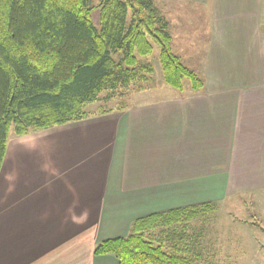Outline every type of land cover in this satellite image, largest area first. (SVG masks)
Returning <instances> with one entry per match:
<instances>
[{"label":"crops","instance_id":"0c3cea01","mask_svg":"<svg viewBox=\"0 0 264 264\" xmlns=\"http://www.w3.org/2000/svg\"><path fill=\"white\" fill-rule=\"evenodd\" d=\"M229 1L235 14L230 21L245 27L230 32L214 19L211 45L219 54L240 53L235 70L237 61L246 62L239 80L245 93L236 94L245 110L234 112L226 138L207 128L204 135V127L216 125L220 96L227 95L224 83L204 92L207 82L191 95L149 98L136 92L132 105L16 135L0 172V264H119L113 254H95L96 245L128 235L139 217L216 203L231 181H250L247 165L260 164L254 151L264 150V30L258 26L264 0ZM233 32L242 35L230 37V50L224 35ZM243 40L247 45L240 50ZM229 150L226 160L222 151ZM222 163L233 170L221 171Z\"/></svg>","mask_w":264,"mask_h":264},{"label":"trees","instance_id":"16d2710c","mask_svg":"<svg viewBox=\"0 0 264 264\" xmlns=\"http://www.w3.org/2000/svg\"><path fill=\"white\" fill-rule=\"evenodd\" d=\"M169 28L153 0H0V172L12 132L86 118L102 92L110 100L152 72L139 57L152 54L154 43L168 85L182 90L188 78L202 87L173 51ZM215 207L203 202L139 217L128 235L99 242L94 253L113 254L119 264H198L183 241L189 223ZM164 241H173L171 249Z\"/></svg>","mask_w":264,"mask_h":264},{"label":"rangeland","instance_id":"374dc122","mask_svg":"<svg viewBox=\"0 0 264 264\" xmlns=\"http://www.w3.org/2000/svg\"><path fill=\"white\" fill-rule=\"evenodd\" d=\"M153 1L159 14L170 22L169 30L173 37V51L182 58L186 65L199 74L205 83L204 86L207 82L204 92L213 88L214 83L220 84L219 87L223 83L226 84L223 88L227 95L220 96L221 107L216 108V125L204 127V135H206L207 128L208 133L212 135L217 133L218 135L221 132V137L226 138L224 137L226 136L225 132L232 130L229 126L234 123L232 120L234 112L237 114L239 110H245V106L237 102L238 96L236 94L245 93L244 82L239 80L240 78L243 80L246 62L237 61V68L241 69L236 68L235 70V59L240 60L241 57L239 52L233 51L232 54H219L216 53L217 48H215L214 52L212 50L213 45H211L213 41L211 30L214 25V19L217 22L218 20H223L224 28L230 32L234 26H238L241 32L245 27V22L240 20H237V22L230 21L234 19L231 16L235 14L229 0H218V2H215V0ZM219 1L221 4H219ZM94 21L98 24L96 13L94 14ZM258 26L264 30V17L262 21H259ZM237 34L233 32L230 36L228 34L224 35L228 49H233L229 45L231 44L230 37L232 35L233 37L242 35L240 33ZM241 38L246 39V33ZM234 40L236 39L234 38ZM246 45L247 41L243 40L240 50H243ZM159 53L160 47L157 43H154L152 54L139 57L141 63L151 64L152 72L145 73L143 79L134 81L129 87L124 88L121 94L118 91L115 92L118 95L110 100L105 99L108 92H102L100 98L89 104L86 110L88 112L103 111L104 109H114L121 105H132L134 103L132 96L136 92L141 91L144 92H141L140 96H149V98L153 96L161 98L171 93L187 94L191 92L188 93L191 95L201 91V88H192L188 78L184 79V88L182 90L168 85L163 79ZM213 56L217 63L213 62ZM116 57L119 58V55H116ZM255 67H259V65ZM240 83L242 85L237 87ZM140 86L141 88H139ZM138 99L139 96L135 98V100ZM209 105L210 102L205 101L202 107L208 109ZM221 112L226 113L222 121L220 119ZM220 121L227 123L226 128L225 126L221 128L222 124L219 123ZM240 133L242 138H244L243 126L240 127ZM15 137L16 134L12 132L10 135V149L12 139L13 141L17 139ZM254 152L258 153L257 159L260 164L247 165V169L251 168V174L246 179L250 181L248 183H242V181L239 182L238 180L237 183L236 181H231L228 187L226 186L227 192H229L228 194L225 192L226 197L216 202V207L212 211L189 223L190 230H188L186 235V241H183V246L189 249V253L197 259L198 264H264V182L257 179L260 175L264 176V173L260 174V170L264 166V157H262L264 156V150H255ZM224 153L226 155L224 159L231 158V150L228 153L222 151V155ZM225 165L222 163L221 171H228L229 168L231 171L233 170V166ZM235 168L238 169L237 167ZM243 168L245 169L244 166ZM249 176L251 179L248 178ZM255 180L259 184L251 187V182H255ZM3 193L4 187L0 195ZM159 232L160 230H156L154 235H158ZM172 242L164 241L167 249H171Z\"/></svg>","mask_w":264,"mask_h":264}]
</instances>
